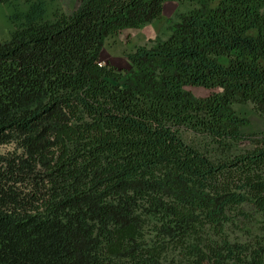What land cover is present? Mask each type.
Returning a JSON list of instances; mask_svg holds the SVG:
<instances>
[{
  "label": "trees",
  "instance_id": "obj_1",
  "mask_svg": "<svg viewBox=\"0 0 264 264\" xmlns=\"http://www.w3.org/2000/svg\"><path fill=\"white\" fill-rule=\"evenodd\" d=\"M58 1L1 0L0 264H264V233H230L245 208L264 216V132L235 109L264 116V0H185L124 72L105 42L168 0Z\"/></svg>",
  "mask_w": 264,
  "mask_h": 264
},
{
  "label": "rangeland",
  "instance_id": "obj_2",
  "mask_svg": "<svg viewBox=\"0 0 264 264\" xmlns=\"http://www.w3.org/2000/svg\"><path fill=\"white\" fill-rule=\"evenodd\" d=\"M58 5L65 13L70 14L79 5L78 0H59ZM194 6L185 0H168L164 5L162 16L158 20L146 23L136 29H127L120 32L115 37L107 40L102 48L100 62L109 64L119 71H127L130 68V62L127 59V53L132 52L139 46H153L159 41L167 39L170 35V28L175 24L179 17L189 12ZM7 9L0 0V41L8 37V23L6 20ZM196 98H205L218 91L198 86L186 87ZM235 109L240 115L246 116L249 124L242 128L245 135L260 134L264 132V116L254 109L252 104H238ZM184 141L213 159L222 157L225 153L218 144L204 135L197 134L191 130H184L182 133ZM245 148L244 144L238 145V150ZM6 150V147L0 146V152ZM250 214V220L242 222L230 229L231 238L234 240L247 241L251 235H260L264 233V216L255 214L249 208H245ZM245 221V220H243Z\"/></svg>",
  "mask_w": 264,
  "mask_h": 264
}]
</instances>
